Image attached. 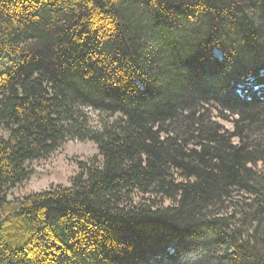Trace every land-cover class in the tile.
Segmentation results:
<instances>
[{"label": "trees", "instance_id": "16d2710c", "mask_svg": "<svg viewBox=\"0 0 264 264\" xmlns=\"http://www.w3.org/2000/svg\"><path fill=\"white\" fill-rule=\"evenodd\" d=\"M0 129V264H264V0H0Z\"/></svg>", "mask_w": 264, "mask_h": 264}, {"label": "rangeland", "instance_id": "374dc122", "mask_svg": "<svg viewBox=\"0 0 264 264\" xmlns=\"http://www.w3.org/2000/svg\"><path fill=\"white\" fill-rule=\"evenodd\" d=\"M216 55L219 56V53ZM85 113L89 118L90 126L94 129H100L103 120L110 119L102 118L99 112L91 109H85ZM220 121L228 130L233 131L231 121ZM0 133L5 134L2 129H0ZM97 155L98 146L93 141L68 140L49 158L31 163V168L35 173L29 180L9 192V200L16 201L26 195L48 190L58 185L71 186V179L79 172L80 164L90 162Z\"/></svg>", "mask_w": 264, "mask_h": 264}]
</instances>
